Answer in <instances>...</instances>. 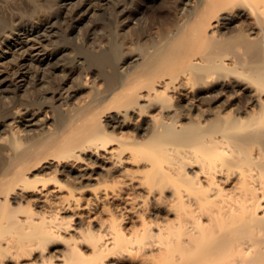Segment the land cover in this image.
Masks as SVG:
<instances>
[{"label":"bare ground","instance_id":"bare-ground-1","mask_svg":"<svg viewBox=\"0 0 264 264\" xmlns=\"http://www.w3.org/2000/svg\"><path fill=\"white\" fill-rule=\"evenodd\" d=\"M9 1L0 264H264V0H149L125 33L135 0L114 4L91 80L32 53L84 0Z\"/></svg>","mask_w":264,"mask_h":264},{"label":"rangeland","instance_id":"rangeland-1","mask_svg":"<svg viewBox=\"0 0 264 264\" xmlns=\"http://www.w3.org/2000/svg\"><path fill=\"white\" fill-rule=\"evenodd\" d=\"M2 1V4L4 3L5 0H0V3ZM76 1V0H74ZM73 1V2H74ZM128 1V2H127ZM149 0H135L136 4V9L137 11L134 12L133 15H130L129 12L125 15L127 16L125 19V26L124 29L121 30V32L125 33L126 31H129V29L133 26H138L139 22L145 19L147 15H149V11H146L145 5L147 4ZM12 4H15V2L18 4L20 1L18 0H10ZM120 2V3H119ZM124 3H130L129 0H84V10H83V15L79 20H74V19H67V20H62L63 22H58L52 31L53 36L48 38L44 37L43 42L41 43L40 40H36V45L34 48H32L34 51L32 53H36L38 48H41L43 45L39 44H47L49 48H53L56 52V54L52 57V61H58L60 60L61 62H66L68 59L70 60L73 58V56H78L81 60L78 63H67V68L66 72H86L87 66H89L90 74H89V80L93 78V73L99 72V68L101 67L96 61H93V57L88 51V48L92 49L93 44L97 39L101 37H104V31L106 27V21H107V14L108 10L114 6V4H124ZM0 4V9L4 5L7 12V16L9 19H12L13 17L12 11L8 10L10 9V4L7 5L6 2L2 5ZM128 5V4H127ZM130 5V4H129ZM124 6V5H123ZM122 6V7H123ZM68 7V6H67ZM2 9L3 11H5ZM139 9V10H138ZM141 11V12H139ZM106 13V14H105ZM146 13V14H144ZM10 16H9V15ZM16 16V17H15ZM14 16V21L19 20V17L17 15ZM12 19V20H13ZM147 19V18H146ZM73 22H72V21ZM148 20V19H147ZM75 21V22H74ZM76 23V24H75ZM71 24V25H70ZM74 24V25H73ZM105 24V25H104ZM75 26V27H74ZM73 27V28H72ZM71 29L72 33L70 35V39L67 38L66 31L67 29ZM54 30H57L54 31ZM56 34H55V33ZM81 34V36H84L86 38L85 42V47L78 45L75 40L78 37V34ZM98 37V38H97ZM48 38V39H47ZM39 41V42H38ZM64 47H68L67 49L62 50ZM9 52V51H8ZM10 53V52H9ZM43 53V51H41ZM28 54V53H27ZM65 58V60H63ZM71 64V66L69 65ZM69 65V66H68ZM17 68V58L13 55L11 52L10 55L2 58L0 60V79L1 80H6L10 78L13 74V72H16ZM21 69V68H19ZM21 72H29L28 70L24 68L21 70ZM32 72V71H30ZM111 157L107 154H101L99 155V162H96L94 164V167H102L106 169L107 167L113 166L111 162ZM96 176H93L95 178ZM130 187V186H129ZM123 195L126 198L128 195L126 194V191H123ZM43 199V198H41ZM76 210L78 211L76 216V222L81 220L82 223H86L90 219H93L95 223L98 221L96 218V213L93 209L88 207L87 205L77 207ZM93 214V218H90L89 215ZM123 261L121 264H142L141 261H134L130 259H122Z\"/></svg>","mask_w":264,"mask_h":264}]
</instances>
